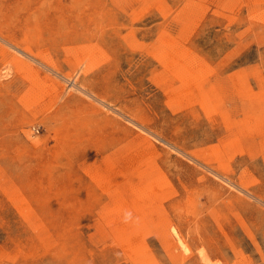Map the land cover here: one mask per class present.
<instances>
[{
  "label": "rangeland",
  "instance_id": "1",
  "mask_svg": "<svg viewBox=\"0 0 264 264\" xmlns=\"http://www.w3.org/2000/svg\"><path fill=\"white\" fill-rule=\"evenodd\" d=\"M0 33V264H264V0H0Z\"/></svg>",
  "mask_w": 264,
  "mask_h": 264
},
{
  "label": "bare ground",
  "instance_id": "2",
  "mask_svg": "<svg viewBox=\"0 0 264 264\" xmlns=\"http://www.w3.org/2000/svg\"><path fill=\"white\" fill-rule=\"evenodd\" d=\"M0 35L1 36H3L4 38H6V40H8V42L10 43V45L11 44H14V45H16V43H14V41L11 39V38H9L8 36H4V35H2L1 33H0ZM15 47V46H14ZM18 48V47H17ZM24 52H26V51H24ZM23 52V53H24ZM28 57V56H27ZM31 57H33V55L31 56ZM34 58V57H33ZM88 93V92H87ZM99 98V97H98ZM100 100V99H99ZM100 101H102V100H100ZM108 104V103H107ZM106 104V106H109V105H107ZM147 132V131H146ZM150 132V131H149ZM151 134V133H150ZM145 142L146 143H148V144H150V141H149V139L145 136ZM144 142V143H145ZM176 149H178V148H176ZM189 156V155H188ZM171 160V159H170ZM172 233L174 234V236H175V238H176V241H177V243L180 245V247L181 248H183L184 250H188V248H187V246H186V244H185V242L181 239V237L179 236V234H178V231H177V229L175 228V227H173L172 228ZM201 256H202V258H203V260H205V261H207L208 260V257L205 255V253H201ZM208 262H210L209 260H208ZM210 264H211V262H210Z\"/></svg>",
  "mask_w": 264,
  "mask_h": 264
}]
</instances>
